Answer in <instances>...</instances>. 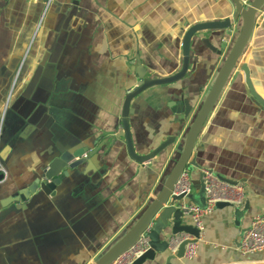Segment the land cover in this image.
Returning <instances> with one entry per match:
<instances>
[{"label": "crops", "instance_id": "0c3cea01", "mask_svg": "<svg viewBox=\"0 0 264 264\" xmlns=\"http://www.w3.org/2000/svg\"><path fill=\"white\" fill-rule=\"evenodd\" d=\"M234 12L232 0H0V160L7 170L0 183V264H95L131 228L162 189L240 30ZM227 19L230 27L193 36L182 79L150 86L131 101L138 154L174 138L150 161H135L117 134L139 71L148 78L175 74L186 30ZM243 66L264 98V8L186 166L193 186L186 201L205 203L201 169L209 168L243 183L244 203L204 216L193 256L168 261L174 246L142 264H264V250L237 249L252 217L264 214V106L250 93ZM183 101L188 114L173 105ZM79 149L87 160L60 169L47 191L43 170ZM181 220L194 225L187 214Z\"/></svg>", "mask_w": 264, "mask_h": 264}, {"label": "water", "instance_id": "95a60500", "mask_svg": "<svg viewBox=\"0 0 264 264\" xmlns=\"http://www.w3.org/2000/svg\"><path fill=\"white\" fill-rule=\"evenodd\" d=\"M232 1L235 5V12L232 20L240 19V30L234 42L232 43L229 52L224 59L208 93L206 94L203 102L200 105V108L198 109L194 119L190 124L185 136L182 151L176 163L168 173L162 189L148 205L138 220L100 256L95 264H109L119 254L132 246L139 239L140 235L146 230L147 236L149 238V249L139 256L133 262V264H142L146 259H153L156 252H163L168 248H172L174 245H176L177 241H179V243L177 245L176 254L169 256L168 261L175 256L178 258H183L185 256L187 244L194 243L199 237L200 231L198 228L192 224L182 223L181 216L184 213L180 209L179 204L183 200L184 195L173 194V187L180 174L186 168L192 155L197 137L212 109L214 108L226 82L230 78L237 63L244 54L255 26L258 12L264 8V0H249V3L246 5L243 4L241 0ZM232 20L227 19L221 21L200 22L188 28V30L185 32L183 40V64L181 69L175 74L162 78H148L145 77V72L139 71L140 80L137 83V86L126 95L122 109V128L117 134V137H123L125 139L128 154L132 159L140 163L148 162L174 141L173 137H168L159 146L147 154H138L136 152L129 124V110L133 98L150 86L168 84L182 79L188 72L190 46L193 36L197 32L207 29L228 28L232 25ZM203 43L210 49L216 50L208 38H204ZM243 70L250 93L264 106V98L254 90L247 66H243ZM173 105H176L179 112L182 111L185 114H188L190 111V107L186 101H183V103L177 102ZM95 152L96 150L91 151L90 155L95 154ZM86 153V149H79L73 153H65L53 160L48 165V167L43 170L41 176V179H46L45 186L47 191L52 188L53 184L57 183L58 180L56 177L60 169H63L66 166H69V168L77 167L87 160ZM39 181L40 179H38V181L29 190H34L36 184ZM229 205L230 204L228 203H217L216 207H224ZM172 216H174V219L170 221V232L165 235L166 241L160 242L159 233L169 226V220ZM182 234H187L191 237H194V239H180Z\"/></svg>", "mask_w": 264, "mask_h": 264}, {"label": "built area", "instance_id": "2783aa9c", "mask_svg": "<svg viewBox=\"0 0 264 264\" xmlns=\"http://www.w3.org/2000/svg\"><path fill=\"white\" fill-rule=\"evenodd\" d=\"M243 4H248L249 0H241ZM7 178V170L0 160V183ZM202 189L205 195L203 205L186 201L185 198L192 192L193 186L187 168L180 174L173 187V194H183V200L179 207L184 214L192 217L194 225L200 231L201 237L203 229V218L212 213L217 203H228L232 206H240L245 199V185L241 182H232L217 176L211 169H201ZM191 236L182 234L180 239H187ZM194 239V238H189ZM198 239V238H197ZM197 239L194 243L187 244L185 256L191 257L195 253ZM176 242V241H175ZM179 241L176 242L177 246ZM173 246V247H174ZM149 249V238L147 230L142 233L139 239L121 254H119L109 264H133V262ZM175 249V247H174ZM242 254L253 253L264 250V214H256L252 217L250 226L243 233L237 246Z\"/></svg>", "mask_w": 264, "mask_h": 264}, {"label": "rangeland", "instance_id": "374dc122", "mask_svg": "<svg viewBox=\"0 0 264 264\" xmlns=\"http://www.w3.org/2000/svg\"><path fill=\"white\" fill-rule=\"evenodd\" d=\"M239 62H240V60H239Z\"/></svg>", "mask_w": 264, "mask_h": 264}]
</instances>
